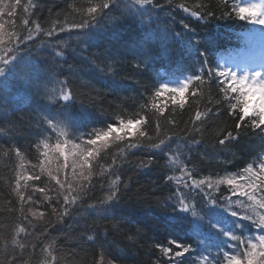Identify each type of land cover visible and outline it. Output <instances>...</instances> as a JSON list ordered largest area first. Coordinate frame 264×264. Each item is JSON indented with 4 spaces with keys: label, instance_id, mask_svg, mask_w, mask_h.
Listing matches in <instances>:
<instances>
[{
    "label": "trees",
    "instance_id": "16d2710c",
    "mask_svg": "<svg viewBox=\"0 0 264 264\" xmlns=\"http://www.w3.org/2000/svg\"><path fill=\"white\" fill-rule=\"evenodd\" d=\"M0 6V264H229L260 250L264 125L217 75L261 28L236 0ZM190 77L183 97L156 95ZM121 119L140 123L88 144ZM80 150L94 153L86 180Z\"/></svg>",
    "mask_w": 264,
    "mask_h": 264
},
{
    "label": "snow or ice",
    "instance_id": "6c2138e0",
    "mask_svg": "<svg viewBox=\"0 0 264 264\" xmlns=\"http://www.w3.org/2000/svg\"><path fill=\"white\" fill-rule=\"evenodd\" d=\"M18 2V0H17ZM106 6V5H105ZM3 10V7L0 6V11ZM89 13H96L97 8L92 7L88 9ZM238 16L241 20H247L250 21L253 24L264 26V5L261 4H248L246 6H242L238 10ZM85 23L81 22L79 27H84ZM0 43H3V36L0 35ZM247 72V71H246ZM218 77H226L230 83H227V88L231 90L232 93L238 94L239 95V104H240V116L243 117H258L259 120L253 121V126L259 128L261 125H264V73H256L255 77H251L249 74H244L242 76H237L236 74H233V72L228 71V70H220L217 71ZM198 78V77H197ZM192 77L190 79L186 80L183 84L182 87L179 88H171L168 86H163L160 91L156 93L157 96L160 95V92H170L175 94L174 99H179L183 97L184 93L187 91L189 87V83L191 81ZM227 82V81H225ZM255 89V92L253 91ZM249 93H252L253 95H256V93H261L260 96H257V99L255 102H253L249 98ZM64 99H69L70 95L65 94ZM153 107H155V104H153ZM231 107L235 108L236 105L233 104ZM198 120L200 119L199 115L196 117ZM140 123V120H123L121 119L119 121V127L112 128L109 126L106 131H101L95 133L96 139H90L88 141L89 145H96L97 140H102L103 138H106L108 136H112L114 140H122L124 139V136L122 135H116V133L128 130L125 132V135L131 134L132 130L134 129L135 125H138ZM140 136H145L146 134L141 132L139 134ZM226 135L229 137L228 141L221 140L220 143L222 145H226L230 140L232 133H226ZM238 138V137H237ZM151 139V138H149ZM163 142V139H161L160 143ZM155 145V143H153ZM48 145H45V148H47ZM132 147H136L135 144L132 145ZM55 151L59 152L61 155H65V148L61 144H56L55 145ZM48 155V152H45V156ZM72 155L75 157L73 164L79 165L81 169H84L85 171L81 172V177L83 179H88V177L91 175L90 167H89V157L94 155L92 151H83L80 150L79 154H77L76 151L72 153ZM80 157H83L81 160ZM66 158V156H65ZM67 165H63L62 167H66ZM61 169H57V171H60ZM246 172L251 173L252 169L251 167L245 169ZM51 174V173H49ZM254 175V174H253ZM260 183L264 184V178H260ZM57 183H60V181H57ZM195 185H200L203 184L204 181H194L193 182ZM227 183L229 184H234V180H228ZM251 187H255L254 184L249 181ZM63 186V185H62ZM211 186V184H209ZM238 188L241 187L239 184L236 185ZM82 190V189H81ZM118 190H114L111 195L107 196L106 199L102 203H106L108 201H111L115 198H117V192ZM247 194V193H245ZM250 199H252L251 196H249ZM67 199V197H65ZM259 206L261 208H264V200H262L259 203ZM35 215V213H33ZM250 219L249 217H246ZM259 224L261 227H264V217H261L259 220ZM88 239H92L91 236L88 237ZM260 240V250L257 251L258 245L253 243L251 245V251L247 253V260L246 262H241L238 258L232 257L229 260V264H264V235H261L259 237ZM185 248V247H184ZM165 252L168 251V249H164ZM181 253L177 252V256H180ZM260 258L259 260L257 258Z\"/></svg>",
    "mask_w": 264,
    "mask_h": 264
},
{
    "label": "rangeland",
    "instance_id": "374dc122",
    "mask_svg": "<svg viewBox=\"0 0 264 264\" xmlns=\"http://www.w3.org/2000/svg\"><path fill=\"white\" fill-rule=\"evenodd\" d=\"M263 5H264V3H263ZM259 47H260V48H263L262 45H260ZM250 58H251V57H250ZM222 65H223V67L227 66L229 69H231V72H237V71L239 70V67H238L239 64H238L237 62H232L231 59H229V60H224ZM249 70H250V69H249ZM249 70L246 69V70H244L243 72H245V74H249L250 76L252 75V76H254V77H255L256 73H258V72L251 73ZM246 71H247V72H246ZM252 76H251V77H252ZM253 91H254V90H253ZM256 95H257V96H260L261 93H256Z\"/></svg>",
    "mask_w": 264,
    "mask_h": 264
},
{
    "label": "clouds",
    "instance_id": "9594fccd",
    "mask_svg": "<svg viewBox=\"0 0 264 264\" xmlns=\"http://www.w3.org/2000/svg\"><path fill=\"white\" fill-rule=\"evenodd\" d=\"M112 128H115L114 126H111Z\"/></svg>",
    "mask_w": 264,
    "mask_h": 264
}]
</instances>
